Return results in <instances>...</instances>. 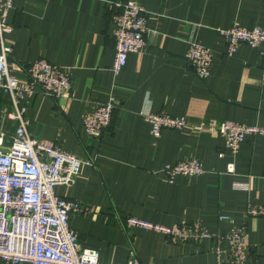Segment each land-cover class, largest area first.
<instances>
[{"label":"crops","instance_id":"crops-1","mask_svg":"<svg viewBox=\"0 0 264 264\" xmlns=\"http://www.w3.org/2000/svg\"><path fill=\"white\" fill-rule=\"evenodd\" d=\"M123 1L13 0L11 31L2 38L10 49L7 63L17 67L9 68L12 76L25 79L29 64L42 59L70 77L63 98L37 93L20 103L30 136L92 162L71 186L54 188L80 204L69 213V227L100 263L126 264L133 254L140 264H216L213 241L172 245L159 233L127 227L126 217L164 226L198 223L218 234L244 225L247 264H264V218L246 216L248 205H264V137H246L233 157L216 132L204 130L222 121L264 127V46L240 45L227 55L218 32L233 23L264 30V0H132L146 12L145 47L128 54L115 77L112 17L114 4ZM188 42L212 53L204 80L185 60ZM109 98L115 102L111 123L92 139L82 118ZM12 113L0 90L5 146L18 127ZM150 113L187 126L153 137L144 119ZM185 159L198 160L203 173L169 182L163 167ZM231 161L235 171L228 174Z\"/></svg>","mask_w":264,"mask_h":264},{"label":"built area","instance_id":"built-area-1","mask_svg":"<svg viewBox=\"0 0 264 264\" xmlns=\"http://www.w3.org/2000/svg\"><path fill=\"white\" fill-rule=\"evenodd\" d=\"M12 5L13 0H0V90L11 101L10 117L18 122L8 146L4 145V134L0 131V264H111L100 263L95 250L80 246L76 232L69 227V213L79 210L80 204L58 196L54 190L56 186H71L80 169L92 165L91 160L80 159L60 145L33 138L27 132L24 107L20 103L37 93L61 99L71 90V81L66 71L42 59L29 64L25 79L9 73L10 67H17L7 63L10 49L2 38L11 31L7 18ZM114 5L117 11L112 17L114 57L110 69L116 77L125 66L127 55L139 53L145 47L147 27L146 12L136 2L127 0ZM218 32L225 40L227 55H233L240 45L251 49L264 46V30L258 27L246 28L233 23ZM261 55L264 57V51ZM184 57L198 79L209 76L212 53L208 48L188 42ZM261 81L264 83V62ZM114 109L115 102L109 98L86 113L82 118L86 135L100 138L111 123ZM144 119L153 137H159L163 130H181L187 126L185 120L163 113H150ZM204 130L216 132L223 140L224 152L233 157L246 137H264V127L231 121H222ZM162 171L169 182L176 176L191 178L203 173L196 159L167 164ZM234 171L231 161L226 173ZM246 216L264 218V205H248ZM125 224L129 228L159 233L172 245L196 244L208 239L214 242L212 252L216 264H247L248 231L244 225L218 234L207 232L198 223L164 226L126 217ZM126 264L140 263L132 254Z\"/></svg>","mask_w":264,"mask_h":264}]
</instances>
